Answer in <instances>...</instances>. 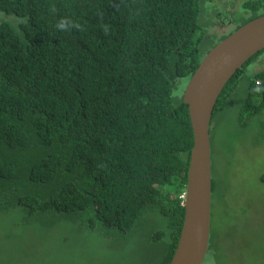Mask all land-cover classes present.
Segmentation results:
<instances>
[{"label":"trees","instance_id":"1","mask_svg":"<svg viewBox=\"0 0 264 264\" xmlns=\"http://www.w3.org/2000/svg\"><path fill=\"white\" fill-rule=\"evenodd\" d=\"M219 2L0 0V218L56 230L59 238H47L63 251L76 235L97 241L96 255L105 247L114 255L109 264H169L193 145L183 90L212 48L216 8L208 4ZM241 3L250 13L241 24L264 15V0ZM262 55L230 78L212 114L203 264H228L218 241L233 231L228 175L223 183L215 175L216 155L227 160L232 146L219 152L217 117L240 91L239 133L264 138V69L252 72ZM91 253L82 252V264Z\"/></svg>","mask_w":264,"mask_h":264},{"label":"rangeland","instance_id":"2","mask_svg":"<svg viewBox=\"0 0 264 264\" xmlns=\"http://www.w3.org/2000/svg\"><path fill=\"white\" fill-rule=\"evenodd\" d=\"M231 1L222 0L217 5L208 4V6L216 8V12L224 2ZM207 32L212 35L207 48L213 47L221 37L225 38L229 35V29L221 32L218 29H207ZM251 67L252 65H249V71ZM263 69L264 55L254 63L252 72ZM233 97L234 101L231 103L230 100L231 104L226 116L223 119L217 117V120L221 121L218 124L221 143L218 150L223 153L229 149L230 145L232 148L226 156L227 160L225 156L216 155L215 175L222 183L226 179V174L228 175L227 184L233 197L231 198L232 216L229 219V221L232 220L230 222L233 230L232 237L228 239L222 235L223 229L229 228V221H227L221 227L222 236L218 245L228 257V264H259L258 260L261 256L264 257V183L260 179L264 175V138L258 139L255 129L239 133L236 116L243 99L242 92L236 91ZM231 135L232 142H230ZM16 216L17 214L15 216L7 214V217L0 218V264H61L62 262L70 264L72 260V264H82L84 250L93 252L91 257L94 258L91 264H98L97 259L99 262L106 260L105 264H109L114 258L107 247L100 255H96L95 251L98 252L101 247L98 250L95 247L101 246L100 243L90 241L94 243L90 245L79 235H76L77 238L69 241L67 245L72 250L58 249L57 240L47 238L54 236L51 233H55V237L59 238L56 230L47 233L29 225L17 226ZM217 219L220 223L226 221L220 207L217 208ZM14 228L18 230L13 231ZM81 244V249H78L77 246Z\"/></svg>","mask_w":264,"mask_h":264},{"label":"water","instance_id":"3","mask_svg":"<svg viewBox=\"0 0 264 264\" xmlns=\"http://www.w3.org/2000/svg\"><path fill=\"white\" fill-rule=\"evenodd\" d=\"M264 49V15L217 42L187 82L182 101L193 133L189 156L184 218L169 264H203L208 252L211 214L210 122L216 102L230 78Z\"/></svg>","mask_w":264,"mask_h":264},{"label":"flooded vegetation","instance_id":"4","mask_svg":"<svg viewBox=\"0 0 264 264\" xmlns=\"http://www.w3.org/2000/svg\"><path fill=\"white\" fill-rule=\"evenodd\" d=\"M219 1L221 2L222 0ZM241 1L242 0H232L229 3L224 2L223 6L216 11L214 18L210 22L207 29H218L220 32L229 29L228 33L230 34L244 25L245 23L241 24V22L247 19L250 13L248 10L242 9L243 7ZM208 34L209 36L211 35L210 33ZM221 40L222 39L220 38V41Z\"/></svg>","mask_w":264,"mask_h":264},{"label":"built area","instance_id":"5","mask_svg":"<svg viewBox=\"0 0 264 264\" xmlns=\"http://www.w3.org/2000/svg\"><path fill=\"white\" fill-rule=\"evenodd\" d=\"M184 197H185V194H183V195L181 196L182 201L184 200Z\"/></svg>","mask_w":264,"mask_h":264}]
</instances>
